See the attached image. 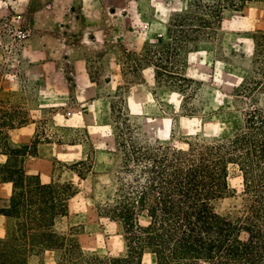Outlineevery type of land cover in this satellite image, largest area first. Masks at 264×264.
<instances>
[{
    "label": "rangeland",
    "instance_id": "374dc122",
    "mask_svg": "<svg viewBox=\"0 0 264 264\" xmlns=\"http://www.w3.org/2000/svg\"><path fill=\"white\" fill-rule=\"evenodd\" d=\"M193 0H0V108L10 112L8 142L27 145L25 170L43 182L75 188L69 214L58 227H73L86 254L123 256L122 224L103 212L113 197L121 154L115 145L117 110L129 117L147 145L187 148L189 141H224L242 125L244 111L264 94L244 93L253 35L264 30V4L226 9L214 38L181 52L176 71L193 79L187 96L155 79V67L136 60L162 46L173 18ZM116 110V111H115ZM12 122V123H10ZM1 126V116H0ZM6 156L0 154V163ZM86 160L81 178L72 169ZM215 209L239 215L248 204L238 172ZM12 185L0 183V196ZM140 222L148 224L142 216ZM13 220L0 214V237ZM146 252L142 264H152ZM28 264H68L57 251L32 255Z\"/></svg>",
    "mask_w": 264,
    "mask_h": 264
},
{
    "label": "trees",
    "instance_id": "16d2710c",
    "mask_svg": "<svg viewBox=\"0 0 264 264\" xmlns=\"http://www.w3.org/2000/svg\"><path fill=\"white\" fill-rule=\"evenodd\" d=\"M264 0H193L189 10L177 14L162 46L147 48L138 62L155 67V79L189 96L196 82L176 71V62L189 45L217 35L226 9ZM244 93L264 94V30L253 35L250 73ZM244 111L242 125L224 141H189L183 149L173 145H147L135 136L130 119L117 110L115 145L121 154L113 197L101 212L122 224L123 256L86 254L74 228L58 223L69 214L75 188L68 182H43L25 170L27 145L8 142L4 126L8 110L0 108V183H10L8 198L0 196V214L13 220L0 237V264H28L29 258L57 251L68 264H264V107L257 102ZM116 111V110H115ZM12 123V122H10ZM86 160L72 169L81 178ZM238 172L248 204L239 215L219 213L214 201L230 193L229 179ZM146 216L149 222L141 224Z\"/></svg>",
    "mask_w": 264,
    "mask_h": 264
}]
</instances>
